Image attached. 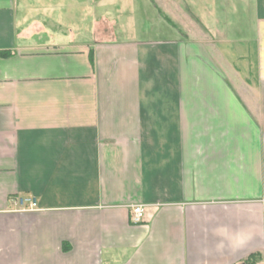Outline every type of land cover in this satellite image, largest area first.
I'll list each match as a JSON object with an SVG mask.
<instances>
[{
    "label": "crops",
    "instance_id": "0c3cea01",
    "mask_svg": "<svg viewBox=\"0 0 264 264\" xmlns=\"http://www.w3.org/2000/svg\"><path fill=\"white\" fill-rule=\"evenodd\" d=\"M156 1L0 0V264H264V0Z\"/></svg>",
    "mask_w": 264,
    "mask_h": 264
},
{
    "label": "rangeland",
    "instance_id": "374dc122",
    "mask_svg": "<svg viewBox=\"0 0 264 264\" xmlns=\"http://www.w3.org/2000/svg\"><path fill=\"white\" fill-rule=\"evenodd\" d=\"M153 5L158 10H112L113 16L118 17V25L108 24L104 22L103 28L107 29L98 33V37L107 38L114 37H131V38H159L170 35L169 30L163 27L166 22L169 26L175 28L183 38L197 37L198 28L202 26L198 18L193 14L192 10H159V5L156 0H153ZM91 11L89 18L94 14ZM111 10H98L97 12H106ZM90 20V19H89ZM163 22L159 24V22ZM89 25V24H88ZM90 26V25H89ZM203 27V26H202ZM204 28V27H203ZM204 33L207 30L204 29ZM222 40V37H217ZM222 49V47H221Z\"/></svg>",
    "mask_w": 264,
    "mask_h": 264
},
{
    "label": "built area",
    "instance_id": "2783aa9c",
    "mask_svg": "<svg viewBox=\"0 0 264 264\" xmlns=\"http://www.w3.org/2000/svg\"><path fill=\"white\" fill-rule=\"evenodd\" d=\"M19 205L25 210H33L37 207V201L32 196H20L18 198ZM146 211V206L144 204H137L133 206L131 213V221L134 223H139L143 221Z\"/></svg>",
    "mask_w": 264,
    "mask_h": 264
},
{
    "label": "trees",
    "instance_id": "16d2710c",
    "mask_svg": "<svg viewBox=\"0 0 264 264\" xmlns=\"http://www.w3.org/2000/svg\"><path fill=\"white\" fill-rule=\"evenodd\" d=\"M0 55L2 56H8L10 55L9 51H0ZM261 259V254L254 253L251 254L247 259H245L240 264H256Z\"/></svg>",
    "mask_w": 264,
    "mask_h": 264
}]
</instances>
